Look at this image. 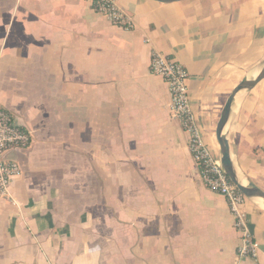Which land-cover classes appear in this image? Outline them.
Returning a JSON list of instances; mask_svg holds the SVG:
<instances>
[{
    "label": "crops",
    "instance_id": "1",
    "mask_svg": "<svg viewBox=\"0 0 264 264\" xmlns=\"http://www.w3.org/2000/svg\"><path fill=\"white\" fill-rule=\"evenodd\" d=\"M126 29L86 0H0V110L31 144L0 201V264H264V210L246 211L257 257L226 198L210 190L171 114L154 52L190 72L208 143L223 105L264 59V0H116ZM230 141L264 190V79L238 106Z\"/></svg>",
    "mask_w": 264,
    "mask_h": 264
},
{
    "label": "built area",
    "instance_id": "2",
    "mask_svg": "<svg viewBox=\"0 0 264 264\" xmlns=\"http://www.w3.org/2000/svg\"><path fill=\"white\" fill-rule=\"evenodd\" d=\"M112 23L126 29L134 26L133 19L119 6L116 0H86ZM153 74L162 77L169 86L171 114L178 120L189 136V148L200 169L205 185L223 195L234 217V226L241 238L237 253L240 257H257L259 247L250 228L246 211L248 197L233 183L225 172L218 148L211 146L194 108L189 87V70L177 59L154 52L150 61ZM33 134L28 127L19 123L15 114L7 109L0 110V201L13 202L11 185L22 173L17 160L7 159L9 151L25 148L31 144Z\"/></svg>",
    "mask_w": 264,
    "mask_h": 264
},
{
    "label": "water",
    "instance_id": "3",
    "mask_svg": "<svg viewBox=\"0 0 264 264\" xmlns=\"http://www.w3.org/2000/svg\"><path fill=\"white\" fill-rule=\"evenodd\" d=\"M161 3H174L184 0H154ZM264 79V59L251 68L227 97L215 135L223 168L230 180L248 197L250 201L264 210V190L257 186L243 170L237 159L236 151L230 141V130L236 110L249 92Z\"/></svg>",
    "mask_w": 264,
    "mask_h": 264
}]
</instances>
